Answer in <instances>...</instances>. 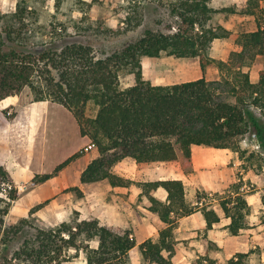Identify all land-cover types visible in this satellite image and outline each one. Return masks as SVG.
I'll list each match as a JSON object with an SVG mask.
<instances>
[{
    "label": "trees",
    "instance_id": "1",
    "mask_svg": "<svg viewBox=\"0 0 264 264\" xmlns=\"http://www.w3.org/2000/svg\"><path fill=\"white\" fill-rule=\"evenodd\" d=\"M210 1L171 0V22L159 20L156 28L146 27L138 39L97 54L91 43L75 39L65 25L59 31H49L48 40L33 41L25 20L36 13L21 0L11 14L14 25L1 24L4 15L0 12V100L27 86L35 100L52 99L68 108L99 154L83 171V183L108 179L112 186H124L134 182L112 172V166L126 157L133 158L140 168L176 161L190 173L193 145L232 148L241 159L249 158L238 144L240 138L252 133L264 143V65L256 82L250 75L255 58L264 61V0H247L241 10L235 6L216 9ZM79 8L83 11V6ZM219 12L252 16L257 24V29L239 33V49L228 60L211 55L213 41L228 32L210 23ZM163 52L198 58L203 74L216 67L220 79L209 81L203 75L155 85L144 76L141 58ZM123 69L134 74V83L127 87L120 81ZM89 103L96 107L94 116L87 114ZM76 156L52 173L36 175L34 181L48 180ZM7 180L8 173L0 166V182ZM136 183L148 197L149 209L164 223L157 240L149 238L139 244L142 264H169L175 252L177 217L194 212L186 200L185 185L180 179ZM159 187L168 193L166 202L152 194ZM239 188L236 195L220 203L231 218L233 234L247 226L250 212ZM69 190L83 194L78 187ZM15 197L12 193L11 198ZM7 209H0V264H63L71 260L73 250L74 257L82 250L87 264H132L130 250L137 243L130 230L116 231L97 217L81 218L77 211L69 220L48 227L29 217L7 224ZM205 218L208 226L219 221L213 209L205 212ZM94 240L96 247L91 245ZM248 262V253H237L224 264Z\"/></svg>",
    "mask_w": 264,
    "mask_h": 264
},
{
    "label": "rangeland",
    "instance_id": "2",
    "mask_svg": "<svg viewBox=\"0 0 264 264\" xmlns=\"http://www.w3.org/2000/svg\"><path fill=\"white\" fill-rule=\"evenodd\" d=\"M19 1L21 0H0V12L4 15L1 24L11 23L14 25L11 14L16 11ZM24 1L29 9L34 10L36 13V16H33L30 20H25L32 29V33H30L33 41L48 40L50 38L49 31L55 29L59 31L61 25H65L75 35V39L91 43L97 54L102 51L115 50L129 41L138 39L142 36V32L146 27L156 28L155 22L159 20L172 21L168 5L171 0H82L80 5L78 0ZM245 3L246 0L210 1V5L216 9L237 6L241 10ZM82 6L83 11H80L79 7ZM241 16L221 12L214 14L210 23L214 26L221 25L228 32L223 38L213 41L211 55L228 60L233 51H238L239 48L236 43L238 33L255 28L254 18ZM175 21L177 20L175 19L172 23H175ZM141 64L144 76L155 85L195 80L203 75L209 81L218 82L220 79V72L216 67L208 68L206 73L203 74L200 70L198 58L177 57L163 52L157 57L143 56ZM263 65V59L256 57L250 68L252 81L258 80L259 71ZM120 81L123 87L130 86L134 83V74L129 73L128 69H123L120 72ZM223 88H225V85H223ZM87 114L90 116L96 114V107L93 103H89ZM238 144L242 149L247 150L244 156L249 158L241 159L239 152L232 148L211 147L213 148L211 157L215 162L207 165L201 164V170L198 174L188 176L189 179L186 180L188 187L185 186L186 199L192 208L202 204L203 209L208 211L211 206L221 203L229 195H236L234 192L239 185L238 191L242 193L246 200L248 199L252 203V209L250 208L254 219L250 227L252 231H241L236 237H226V241H224L223 236H220L221 234L215 236V238L206 234L202 237V240L207 250H204L205 252L189 250L186 253L187 259L176 260L178 264H209L210 261L224 264L239 253L237 249L247 246L248 243H250V247L245 248L247 251L244 252L250 254L248 263H264V143L256 134L247 133L240 138ZM213 160L208 159L206 163L213 162ZM171 164L174 165V163ZM8 180L11 181L9 176ZM1 188L2 183L0 182V190ZM105 189L107 190V187L102 186L99 190L104 191ZM27 190L28 186L23 191L13 190L10 192V198L12 193L16 195L15 198H11L12 201L0 195V209L8 207V213L4 216L7 224L23 217H29L36 223L48 227L69 220L75 211L80 213L81 218L88 219L91 218L95 208L101 205V200L88 201L83 198V192L82 196L78 192H73L74 198H66L67 202L68 199L71 201L61 210L59 219H51L48 214H44L41 210L45 209L46 204L44 203L36 204L29 209L24 207L20 199V193ZM108 193H114V190H109ZM109 197L112 196L109 195ZM145 200L148 202L147 197H145ZM195 201L198 202L197 205L194 203ZM141 202H143L142 197L139 199V203L143 206ZM138 209L141 213H145L142 207ZM111 219H114L113 214H111ZM104 224L107 225L108 223ZM178 226V223L174 226L176 246L182 241H188V239L183 240L184 232L179 231ZM112 228L119 232L126 230L134 232L132 226L113 225ZM161 228L162 225L157 226L159 231ZM194 238L201 241L200 236H194ZM227 239L234 241V246ZM91 245L96 247L98 242L96 240L91 241ZM251 251L253 254H251ZM70 253L72 255L71 260L63 264H86L85 253L82 250L77 253L76 257H74L76 255L74 250ZM139 254L138 247L132 248L130 250L131 261L136 259ZM258 254H263V259L260 260L257 257ZM169 264H172V257H170Z\"/></svg>",
    "mask_w": 264,
    "mask_h": 264
},
{
    "label": "crops",
    "instance_id": "3",
    "mask_svg": "<svg viewBox=\"0 0 264 264\" xmlns=\"http://www.w3.org/2000/svg\"><path fill=\"white\" fill-rule=\"evenodd\" d=\"M254 22L255 28L251 31L257 29L255 18ZM211 147L193 145V171L190 173H185L181 164L176 161L157 162L150 167L140 168L133 158L126 157L112 166V172L134 182L124 186H112L108 179L83 183L81 180L83 171L99 154L91 139L81 133L80 125L74 114L63 104L52 99L35 100L31 89L27 87L23 88L19 94L0 100V166L7 171L13 183L28 186L27 191L20 193L24 207L29 209L36 204L44 203L46 204L45 209H41L44 214H48L51 219H59L61 210L71 201L70 198H74L73 192L76 191L69 189L78 187L84 193L83 198L88 201L101 200V205L95 208L91 218L97 217L102 223L107 222L110 227L113 225L133 227L134 232H131L137 243L133 248L138 247L139 249V244L149 238L157 240L159 237L157 226L162 225L163 227L164 225L159 215L149 209L151 203L136 182L180 179L187 186L188 176L198 174L201 164L207 165L215 162L211 157L213 151ZM75 154L78 156L53 177L43 182L34 181L36 175L52 173L58 165ZM208 159L213 162L206 163ZM102 186L107 187V190H99ZM109 190H114V193L109 194ZM152 194L162 201H167L168 193L163 187L152 191ZM141 197L143 206L139 203ZM247 201L252 209L251 201L248 199ZM187 202L189 203L188 200ZM194 203L197 205L198 202ZM141 207L145 213H141L138 209ZM203 208L202 204H198L194 212L177 217L178 230L184 232L183 240L188 239V241L175 245L172 264H178L176 260L187 259L186 253L189 250L205 252L204 250L207 249L202 237L206 234L213 238L221 234L220 236H223L226 241V237H236L241 231H252L250 228L254 222L252 211L247 214V226L237 234H233L229 230L231 218L226 215L220 203L208 209H213L219 216V221L213 222L211 226H208L205 218L207 210ZM111 214L114 215V219H111ZM194 236H200L201 241ZM190 237L193 238L190 239ZM231 240L229 241L234 246V241ZM247 247H250V243L237 249V252L244 253ZM251 254H253L252 251ZM139 255L137 260L133 259L132 264H142ZM248 256H250L249 253ZM257 257L261 260L263 254H258ZM261 264L264 263L261 262Z\"/></svg>",
    "mask_w": 264,
    "mask_h": 264
},
{
    "label": "built area",
    "instance_id": "4",
    "mask_svg": "<svg viewBox=\"0 0 264 264\" xmlns=\"http://www.w3.org/2000/svg\"><path fill=\"white\" fill-rule=\"evenodd\" d=\"M26 185H16L10 180L2 182V188L0 190V195L3 196L5 199L12 201L9 194L13 190H18V192L23 191Z\"/></svg>",
    "mask_w": 264,
    "mask_h": 264
}]
</instances>
